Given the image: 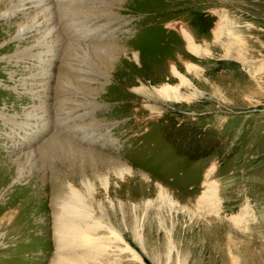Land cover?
<instances>
[{"label":"rangeland","instance_id":"rangeland-1","mask_svg":"<svg viewBox=\"0 0 264 264\" xmlns=\"http://www.w3.org/2000/svg\"><path fill=\"white\" fill-rule=\"evenodd\" d=\"M19 3L0 0V264H54L61 186L101 226L80 264H264V0H61L45 49Z\"/></svg>","mask_w":264,"mask_h":264},{"label":"bare ground","instance_id":"bare-ground-1","mask_svg":"<svg viewBox=\"0 0 264 264\" xmlns=\"http://www.w3.org/2000/svg\"><path fill=\"white\" fill-rule=\"evenodd\" d=\"M59 2H61V0H20L19 7L17 8L18 9L17 11L25 14L26 13L28 14L29 12L32 11H39L37 15L38 16L37 20L33 21L32 24L27 27L25 34L33 35V34L45 33L44 34L45 37L43 38V46H42L44 49L51 45H54V43H56L57 41L56 38L57 35H56L54 20L52 16L58 11L57 4ZM60 4H64V3H60ZM189 46L193 51V53L200 54V51L198 50V46L194 45L191 42ZM43 53H41L39 57L40 64L42 65L45 62L43 56L46 54L44 53L43 55ZM48 64L49 63L47 61V63L44 65V68L48 67ZM168 87L170 86L168 85ZM166 90L167 89H162L160 90V93H162L165 96ZM39 114L40 111L34 109L32 111L31 117L29 118H38ZM209 188H210L209 190H211V186ZM208 195H209L208 191L205 192L204 195L201 197V200L199 201L206 203V201L209 199ZM44 197L50 204L49 206H47L49 212V213L47 212V214L48 215L51 214V217L52 215H55L54 222H52L53 220H51V222L53 223V229L55 231L54 242L55 245L58 247L57 252H55L56 258L54 264H80L81 260L85 258V255H82L83 251L81 252L80 255L77 254V252L80 251V249H85V251H91L90 254H92L93 251L101 247V245L98 242V238H95L92 235L93 234L92 232L95 230V227L97 230L98 227L101 226H99L93 220L94 218L90 216V214L88 213V208L84 206L82 199L78 193L72 191L68 195L64 196L63 186H61L57 194L53 195L52 197L50 196H44ZM11 206L9 205L8 207ZM28 208L29 207L24 208V210L22 211L19 208L20 212H18L15 218H12V221L10 223L9 227H12L11 232L13 231V226L18 220V217L21 216L24 212L27 213L31 210V208L30 209ZM4 220L7 221V218H4ZM18 222H20V219ZM37 225L41 227L48 234L47 230L49 226H51L50 224L49 226L47 225V223L46 225H42L41 222L38 220ZM118 240L120 241V239ZM85 251L84 254L86 253ZM94 257L95 256L93 254V258Z\"/></svg>","mask_w":264,"mask_h":264}]
</instances>
